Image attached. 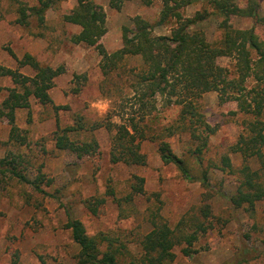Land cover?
Returning a JSON list of instances; mask_svg holds the SVG:
<instances>
[{
    "label": "rangeland",
    "instance_id": "obj_1",
    "mask_svg": "<svg viewBox=\"0 0 264 264\" xmlns=\"http://www.w3.org/2000/svg\"><path fill=\"white\" fill-rule=\"evenodd\" d=\"M93 1L107 14L108 31L99 45L108 53L122 47L123 27L133 28V20L138 16L155 23L162 7L161 2L145 6L140 0H132L118 11L110 7L109 0ZM247 1L239 3L243 7ZM20 4L31 8L38 6V0H0V65L17 69L18 61L30 54L41 65L63 67L66 72L55 79L50 91L51 104L42 105L31 98L29 109L17 111L16 124L26 132L22 134L26 137L25 145L10 142L11 127L7 120H0V160L15 159L18 170L30 181L39 175L45 176L41 185L44 192L40 193L18 178L0 175V264H77L79 247L65 228L68 213L84 224L88 235L103 233L118 238L137 253L138 243L151 229L148 213L157 208L171 228L182 219L193 217L206 220V224L209 222L213 227L194 244L196 253L192 256H184L182 247H177L172 264H225L228 261L264 264V202H259L253 211L234 209L229 198L237 190L238 175L222 172L214 166L220 164L224 155L231 158L235 169L243 165V157L231 152L243 133L244 121L248 120L243 114L234 115L237 104L222 103L215 92L205 94L199 102L205 120L218 128L203 156V165L209 168L212 186L209 192L199 183L185 181L175 165L163 163L157 142L141 143L146 165L113 163L112 137L116 131L112 128L110 132L106 124L108 113L115 112L118 106L117 85L121 80L114 77L105 83L112 87L110 92L115 101L112 103L106 98L108 86L102 87V57L98 50L71 41L81 28L66 23L64 16L73 10L77 0L58 1L46 12L43 24L31 17L28 26L17 23ZM200 10L201 4L194 5L186 16L192 17ZM218 24L219 20L211 19L199 26L210 42H216L221 36ZM234 25L247 28L250 22L236 19ZM257 32L264 37V27H259ZM156 34H169V29H157ZM234 63L231 58L218 60L223 67L233 68ZM140 65L139 57L127 61L128 68ZM19 69L27 76L35 74L31 67ZM0 86L7 89L15 85L9 78L0 77ZM5 93L0 95V100ZM179 113V107L163 108L160 102L157 120L150 123L148 133L152 135L159 127L175 123ZM110 122L114 126L120 119L112 117ZM58 127L78 128L70 134L71 139L96 141L98 149L81 159L56 149L53 135ZM167 141L179 157L187 156L190 147L199 145L198 141H191L187 133ZM187 161L195 164L193 159L187 158ZM249 164L254 170L261 168L256 158ZM136 176L145 180V196L131 194ZM110 191L114 195H110ZM96 198L106 201L94 215L87 202ZM206 205L210 206L209 219L201 212Z\"/></svg>",
    "mask_w": 264,
    "mask_h": 264
},
{
    "label": "trees",
    "instance_id": "obj_2",
    "mask_svg": "<svg viewBox=\"0 0 264 264\" xmlns=\"http://www.w3.org/2000/svg\"><path fill=\"white\" fill-rule=\"evenodd\" d=\"M58 1L62 0H38V6L31 8L20 4L17 23L28 26L29 19L34 17L43 24L46 12ZM129 1L132 0H109V5L119 11ZM140 1L145 6L162 3L157 21L152 24L139 16L134 18L133 28L123 27L122 47L113 53L99 45L108 31L107 14L102 6L93 0H77L73 10L64 16L66 23L81 28L71 41L76 45L95 47L102 57V87L108 86L106 98L112 103V87L105 83L114 77L121 80L117 85L120 92L118 106L114 108L115 112L108 113L106 124L110 132L112 128L116 131L112 137V162L146 165L141 143L145 140L157 142L163 163L175 165L185 181L199 183L209 192L212 186L209 168L203 165V156L218 128L205 120L199 102L205 94L215 92L222 103L235 102L237 110L234 115L243 114L248 120L244 121L245 127L238 142L231 147L232 153L243 157V165L235 169L231 158L224 155L220 164L214 166L222 172L238 175L237 190L229 198L231 206L255 210L259 202H264V37L257 32L259 27H264V0H248L243 7L239 3L241 0ZM197 4L202 5V10L192 17L186 16L187 10ZM211 19L219 20L221 30L220 38L214 43L199 28ZM236 19L249 21L250 26L237 28L234 25ZM157 29H169V34H156ZM132 57L140 58L139 67L128 68L127 61ZM220 58L234 60L233 68L219 65ZM18 64L19 68L31 67L35 74L27 76L19 68L0 65V77L9 78L15 85L7 89L0 86V95L6 92L0 100V120H7L11 127L10 142L23 146L26 137L22 134L26 132L16 124L17 111L29 109L31 98L42 105L51 104L50 91L55 86V79L66 70L43 66L30 54ZM160 102L163 108L179 107V117L175 123L159 127L150 135V123L157 120ZM112 117H118L120 123L111 126ZM77 131L75 127H58L53 135L56 149L75 154L78 159L94 154L98 149L96 141L71 139L70 134ZM185 133L199 145L190 147L184 158L173 152L167 139ZM187 158L195 160V164H189ZM254 158L261 164L258 170L249 164ZM16 163L15 159L0 160V175L18 178L43 193L41 185L45 176L39 175L30 181L18 170ZM134 181L131 187L133 197L145 196L144 178L136 176ZM109 193L114 195L111 191ZM105 201L96 198L88 201L87 207L96 215ZM201 212L205 219H209L210 206L206 205ZM147 220L151 229L138 243L139 251L134 253L118 238L103 233L88 235L84 224L68 213L65 228L79 247L77 264H172L176 260L177 247H182L184 256H192L196 253L194 244L213 228L211 223L206 224V220L196 217L190 221L184 218L171 228L161 216L160 208L150 210ZM225 264H233V261Z\"/></svg>",
    "mask_w": 264,
    "mask_h": 264
}]
</instances>
